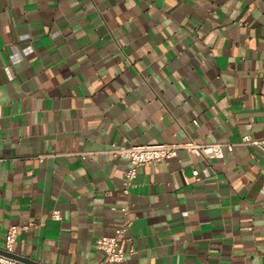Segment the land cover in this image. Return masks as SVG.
I'll use <instances>...</instances> for the list:
<instances>
[{"label": "crops", "instance_id": "0c3cea01", "mask_svg": "<svg viewBox=\"0 0 264 264\" xmlns=\"http://www.w3.org/2000/svg\"><path fill=\"white\" fill-rule=\"evenodd\" d=\"M0 119V248L117 264L128 221L120 264H264V0H0ZM188 140L233 146L123 190L110 149Z\"/></svg>", "mask_w": 264, "mask_h": 264}, {"label": "built area", "instance_id": "2783aa9c", "mask_svg": "<svg viewBox=\"0 0 264 264\" xmlns=\"http://www.w3.org/2000/svg\"><path fill=\"white\" fill-rule=\"evenodd\" d=\"M240 143L261 146L264 144V139H255L251 135L246 134L241 137ZM232 146L233 143H197L193 140H188L181 143H132L130 145L115 146L110 149V152L115 156L125 158L128 162L123 179V190L127 193L129 192L130 187L134 184L138 167L144 163L151 161L170 160L177 156L178 150L181 148L187 149L193 154L207 159H221L224 157L225 149H231ZM123 210L127 211V207L124 206ZM52 217L55 219H60L61 215L57 210H54ZM128 225L129 222L126 221L124 225L118 228L113 235H102L96 239V246L105 252V259L107 261L117 264L124 262L125 252L123 248V242L125 240L124 234ZM17 233L18 227L16 225H11L8 227L5 234V245L2 249L7 252H14L13 243L16 239ZM0 264L28 263L0 252Z\"/></svg>", "mask_w": 264, "mask_h": 264}, {"label": "water", "instance_id": "95a60500", "mask_svg": "<svg viewBox=\"0 0 264 264\" xmlns=\"http://www.w3.org/2000/svg\"><path fill=\"white\" fill-rule=\"evenodd\" d=\"M0 252L5 254V255H8V256H11V257H14V258H17L19 260H22L28 264H43V263H40L34 259H31L29 257H25V256H22V255H18L17 253L15 252H7L5 251L4 249L0 248Z\"/></svg>", "mask_w": 264, "mask_h": 264}]
</instances>
